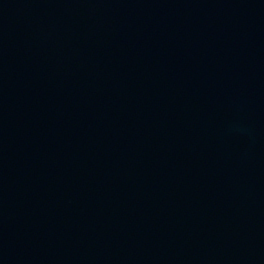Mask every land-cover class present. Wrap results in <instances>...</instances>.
<instances>
[{
  "label": "water",
  "instance_id": "95a60500",
  "mask_svg": "<svg viewBox=\"0 0 264 264\" xmlns=\"http://www.w3.org/2000/svg\"><path fill=\"white\" fill-rule=\"evenodd\" d=\"M0 264H264V0H0Z\"/></svg>",
  "mask_w": 264,
  "mask_h": 264
}]
</instances>
